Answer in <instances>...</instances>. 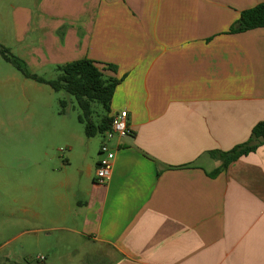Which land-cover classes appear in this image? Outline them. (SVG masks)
Segmentation results:
<instances>
[{"label": "crops", "instance_id": "0c3cea01", "mask_svg": "<svg viewBox=\"0 0 264 264\" xmlns=\"http://www.w3.org/2000/svg\"><path fill=\"white\" fill-rule=\"evenodd\" d=\"M260 3L39 0L23 9L22 44L9 48L29 66L88 58L115 65L104 75L121 79L110 116L126 110L130 134L111 143L112 175L99 184L88 167L56 221L110 249L105 264H264V144L215 175L222 162L209 154L248 143L264 122V28L229 32Z\"/></svg>", "mask_w": 264, "mask_h": 264}, {"label": "rangeland", "instance_id": "374dc122", "mask_svg": "<svg viewBox=\"0 0 264 264\" xmlns=\"http://www.w3.org/2000/svg\"><path fill=\"white\" fill-rule=\"evenodd\" d=\"M38 2L0 0L1 45L22 44L15 39V24L23 9ZM33 23L30 19L28 26ZM24 62L39 76H57V66L32 68ZM93 109L98 123L106 112L99 103ZM80 115L73 96L25 77L0 53V264H105L113 255L56 224L65 214L62 197L88 180V167L96 172L101 157L104 136L87 137ZM66 181L70 186L62 188Z\"/></svg>", "mask_w": 264, "mask_h": 264}, {"label": "trees", "instance_id": "16d2710c", "mask_svg": "<svg viewBox=\"0 0 264 264\" xmlns=\"http://www.w3.org/2000/svg\"><path fill=\"white\" fill-rule=\"evenodd\" d=\"M258 28H264V3L242 11L237 26L231 27L229 32L241 33ZM0 53L25 77L38 83L47 84L55 92L64 91L73 96L81 110L79 121L85 124L87 137L91 138L110 130L113 118V116H110L111 102L121 79L107 78L104 75V71L116 72L117 67L115 65L108 64L107 67H100L93 60L83 58L57 66L56 78L47 79L32 73L22 59L12 55L10 49L1 44ZM8 54H11V56H8ZM94 103L101 104L106 112V116L98 123L93 119L95 114ZM61 105L64 106V102H61ZM260 144H264V122L254 127L248 143L239 145L228 152L212 151L209 153L212 157L219 158L222 162L221 167L213 175L226 168L239 157L255 151Z\"/></svg>", "mask_w": 264, "mask_h": 264}, {"label": "built area", "instance_id": "2783aa9c", "mask_svg": "<svg viewBox=\"0 0 264 264\" xmlns=\"http://www.w3.org/2000/svg\"><path fill=\"white\" fill-rule=\"evenodd\" d=\"M130 134L128 125V112L126 110L118 111L112 118L111 128L103 134L104 141L100 147V159L96 167L95 181L104 184L112 175L115 150L111 146V141L116 138H124ZM43 261L44 257H40Z\"/></svg>", "mask_w": 264, "mask_h": 264}]
</instances>
